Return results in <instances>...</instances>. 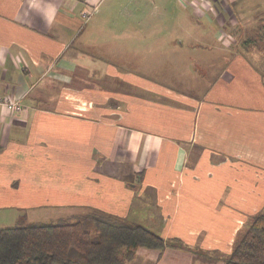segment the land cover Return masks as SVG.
Listing matches in <instances>:
<instances>
[{
  "label": "crops",
  "instance_id": "1",
  "mask_svg": "<svg viewBox=\"0 0 264 264\" xmlns=\"http://www.w3.org/2000/svg\"><path fill=\"white\" fill-rule=\"evenodd\" d=\"M103 1L0 0V99L22 106L0 107V213L97 211L176 243L126 264H223L264 213V75L222 27L264 22V0H175L196 33L153 40L168 85L111 62Z\"/></svg>",
  "mask_w": 264,
  "mask_h": 264
},
{
  "label": "trees",
  "instance_id": "2",
  "mask_svg": "<svg viewBox=\"0 0 264 264\" xmlns=\"http://www.w3.org/2000/svg\"><path fill=\"white\" fill-rule=\"evenodd\" d=\"M173 244L140 225L93 211L0 229V264H126L139 248ZM223 264H264V213L237 233Z\"/></svg>",
  "mask_w": 264,
  "mask_h": 264
},
{
  "label": "rangeland",
  "instance_id": "3",
  "mask_svg": "<svg viewBox=\"0 0 264 264\" xmlns=\"http://www.w3.org/2000/svg\"><path fill=\"white\" fill-rule=\"evenodd\" d=\"M140 2L141 0H135V4L132 5L133 0H104L99 14L94 15L97 23H101L104 27H101L100 32H95V34L99 36L103 46L102 50L109 56L111 62L124 64L127 67L131 66L135 70L144 67L145 69L142 71H145V73L141 75L168 85V82H173L174 79L172 78L176 73H169L171 77L169 81V74L166 75L164 73L165 71L168 72L169 69L162 64V59L153 57L156 51V43L153 40L161 36L185 35L188 31H190L189 34H195L196 32L189 30L188 25H185L186 17H184L181 7L175 0H144L143 3L149 2L155 4V6H151L153 8L148 10H141L139 13L137 3ZM90 15L91 13L88 15V19ZM240 23V25H225L222 27L223 32L234 36L232 44L226 43L225 46L226 48L230 46L227 49L231 53L245 55L249 61L254 63L259 72L264 75V22L256 19L251 23ZM106 29L112 32L107 33ZM103 30H105L106 34L103 33ZM102 34L107 37L110 36V42L104 43L102 38H100ZM110 51H113V54H110ZM219 62L221 66L225 65L226 58H221ZM196 64L194 65L193 63L192 66L187 67L191 73L196 72L201 75L202 68L198 63ZM150 67L155 68L154 71L150 70L151 72H148ZM182 71L183 69L179 72ZM176 77L179 81L188 80V86L192 84L193 80L183 76V74H177ZM179 87L180 85H177L176 88L179 89ZM183 87L182 90H188ZM4 214L0 213V229L15 226L13 225V218L10 216L7 218V215L4 216ZM28 215H26V218L21 217L20 223L17 225L48 223L50 222L49 220L55 222L58 219L70 216H66L67 214L60 210L52 211V217H45L37 221L34 217L32 218ZM2 219L5 222L12 221L10 224L4 225Z\"/></svg>",
  "mask_w": 264,
  "mask_h": 264
},
{
  "label": "built area",
  "instance_id": "4",
  "mask_svg": "<svg viewBox=\"0 0 264 264\" xmlns=\"http://www.w3.org/2000/svg\"><path fill=\"white\" fill-rule=\"evenodd\" d=\"M182 2H185L186 0H180ZM83 17L87 20L88 19V13H84ZM0 107L4 108L6 110H11V111H20L22 106L19 103V101H13V100H6V99H0Z\"/></svg>",
  "mask_w": 264,
  "mask_h": 264
}]
</instances>
